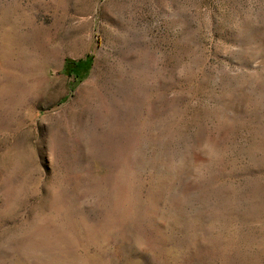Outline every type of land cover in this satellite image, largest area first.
<instances>
[{
    "label": "rangeland",
    "instance_id": "374dc122",
    "mask_svg": "<svg viewBox=\"0 0 264 264\" xmlns=\"http://www.w3.org/2000/svg\"><path fill=\"white\" fill-rule=\"evenodd\" d=\"M0 264H264V0H0Z\"/></svg>",
    "mask_w": 264,
    "mask_h": 264
},
{
    "label": "trees",
    "instance_id": "16d2710c",
    "mask_svg": "<svg viewBox=\"0 0 264 264\" xmlns=\"http://www.w3.org/2000/svg\"><path fill=\"white\" fill-rule=\"evenodd\" d=\"M88 65H89V60H85L83 62H78V63H74L71 61L66 62V67L68 68L69 72L75 69H78V71H84V69H86ZM78 78H80V76H78Z\"/></svg>",
    "mask_w": 264,
    "mask_h": 264
}]
</instances>
